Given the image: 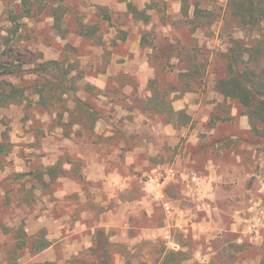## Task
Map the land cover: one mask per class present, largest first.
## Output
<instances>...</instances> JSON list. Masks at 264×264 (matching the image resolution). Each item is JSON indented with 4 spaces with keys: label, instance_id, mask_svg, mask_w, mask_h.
I'll use <instances>...</instances> for the list:
<instances>
[{
    "label": "rangeland",
    "instance_id": "rangeland-1",
    "mask_svg": "<svg viewBox=\"0 0 264 264\" xmlns=\"http://www.w3.org/2000/svg\"><path fill=\"white\" fill-rule=\"evenodd\" d=\"M28 2L33 15L20 20L12 36L7 11H19L21 0H0V64L23 62V70H32L44 61H62V73L71 70L66 83L79 75L81 89L61 97V90L53 88L47 93L52 98L48 107L38 105V97L31 95L20 105L0 109V136L5 132L12 144L11 152L0 158V226L11 228L2 236L0 228V264H11L5 252L20 227L30 236L42 233L51 246L35 255L16 251L15 264H103L107 254L109 264H264V228L257 240L246 238L242 244L228 231L232 216L247 208L253 197H241L239 203H212L208 197L196 201L200 196L191 173L175 169L180 163L183 169L194 166L201 173L204 158L192 157L198 146L188 142L191 135L204 137L212 130L218 135L242 133L239 118L247 120L245 140L257 151L254 158L253 151L242 154L244 170L258 173L259 164L264 165V137L252 131L244 108L213 91L212 73L223 70L222 57L231 39L252 45L258 33L228 24V0ZM128 4L146 10L149 22L134 20ZM184 4L189 6L187 18L181 15ZM195 6L214 12L217 19L191 32ZM54 11H65L62 31L53 26ZM142 37L149 46H141ZM190 57L205 64L206 76L196 90L180 93L175 90L181 84L177 75ZM161 68L157 88L166 92L172 110L186 117L161 115L148 105V83ZM53 74L61 72L50 68L48 75ZM21 80L0 77V83L16 86L23 84ZM85 86H93L90 93ZM76 96L99 114L92 130L79 131L77 125L68 130L59 122L71 118L68 112L59 117L64 106L76 115ZM179 104L183 109L178 111L174 106ZM212 158L220 166L227 161L226 155ZM56 165L65 176L53 181L44 174L38 177ZM20 173L32 174L18 184ZM248 180L257 185L255 177L243 178V184ZM29 190L34 196L31 207L23 197ZM241 193L243 188L236 192ZM166 202L172 205L169 211ZM205 203H210V213L203 209ZM214 225L227 231L208 238ZM100 229L110 241L106 248L98 240L102 237H96ZM193 231L198 238L192 237ZM166 232L171 243L185 251L171 256Z\"/></svg>",
    "mask_w": 264,
    "mask_h": 264
},
{
    "label": "trees",
    "instance_id": "trees-1",
    "mask_svg": "<svg viewBox=\"0 0 264 264\" xmlns=\"http://www.w3.org/2000/svg\"><path fill=\"white\" fill-rule=\"evenodd\" d=\"M29 4L28 0H21L19 11L18 9L7 11L6 20L9 23L8 33L10 35L15 36L17 34L20 20L32 17L33 13ZM128 9L134 20L143 22L144 24L149 22L150 16L146 13V10H140L132 4H128ZM188 9L189 6L185 4L181 8V15L185 18L189 15ZM64 13L65 11L60 14L54 11L52 14L53 26L57 31H62L61 26ZM192 17L190 21H194V26L191 32L211 26L217 19V16H214V12L202 10L196 6ZM226 20H228V24L235 23V27L239 30L247 32L255 31L258 33V36L252 45H247L242 39H231V45L222 57L224 61L223 70L219 72V70L214 69L212 72L214 74L213 91L224 99L231 100L244 108L246 111L244 115H247L252 131L264 137V0H228V18L226 17ZM80 35L83 36L82 33ZM10 39L9 37L6 38V45H8ZM140 44L142 47L149 46L147 41H145V37L141 38ZM156 47L157 45L154 44L152 49ZM172 51L173 48L170 49V52ZM166 57L167 60L165 62L168 64V59L171 55H167ZM191 58L184 60L187 64L183 69L184 72L177 75V81L181 84L175 90L180 93L196 90L195 87L204 82V77L206 76L205 64L202 62L197 64L198 62L193 61ZM61 63L62 61L55 60L44 61L32 70H23L22 66L25 64L23 62H18L16 65H13V62L0 64V75L5 77V79L18 78L19 80H23V78H28L23 80V84L25 85L22 84L20 86L7 81L0 83V109L10 107L11 105H20L31 95L38 97V105L44 107L51 106L48 100L52 98L47 96V93L53 90V88L61 90V97L67 94L73 96L75 92H79L81 88L78 86V81L82 79L81 76L69 78L68 85L66 79H68L67 77L71 70L67 69L66 72L62 73L63 68L61 67ZM50 68L57 69L61 74L49 76ZM163 71L164 69L162 68L161 70L158 69L155 78L149 81L148 87L152 91V94L147 99V103L148 105H154L153 108L155 109L156 107V111L161 115H165L166 113L173 115L177 113L178 118L179 116L186 117L183 111L174 112L171 108L170 100L166 98V92L159 91L157 88L159 74ZM81 73L79 72L78 74ZM34 77L35 79L32 80ZM36 79H43V81L41 82V80L38 81ZM85 87L84 89L86 92L89 91L88 93L93 89V86ZM59 100L61 101V99ZM74 101L76 108H79L75 116H73L72 111L66 106L58 113L59 117H62L64 112L70 113L71 118L67 122L59 120L62 128L70 130L74 125H77L79 131L82 129L92 130L97 122V118H100L98 112L90 105V102L83 101L78 96L74 98ZM11 150L12 144L8 141L6 133L3 132L0 136V158L7 156ZM41 173L38 174L39 178H42L44 174L51 181L59 176H65V171L59 165L48 166ZM31 174H16L18 184L22 179L30 177ZM23 197L29 207H31L34 199L33 190H29L28 194H24ZM7 202L8 198H6L5 203L7 204ZM0 228L2 229L1 236L3 233L7 234L11 232L10 227L0 226ZM17 235L15 236L18 239L15 237V243H12L11 248L5 252L8 255V259H11V264H15L19 258L16 251L18 253L27 252L35 255L51 246V242L42 233L30 236L20 227ZM96 237H102V240L99 238L98 240L100 243L102 242L104 248L110 245L109 238L103 230L96 231ZM176 254H181V252L170 251L171 256H175ZM107 255L108 258L103 264H109L111 261L109 254Z\"/></svg>",
    "mask_w": 264,
    "mask_h": 264
},
{
    "label": "crops",
    "instance_id": "crops-1",
    "mask_svg": "<svg viewBox=\"0 0 264 264\" xmlns=\"http://www.w3.org/2000/svg\"><path fill=\"white\" fill-rule=\"evenodd\" d=\"M174 107L178 111L183 109L182 104L176 105ZM237 125V128L244 132H240L238 134L226 133L223 135H218L212 130L204 137H200V135L197 133L191 135L188 142L192 146H198L196 152L191 154L192 157H201L200 159L204 158L201 173L198 172L194 166L189 167L188 169H183L182 166H180V163L175 164V169L178 173H191V180L196 181V183H194L196 190L198 191L196 195L200 196L196 201H199L201 197H208L212 203H215V201L220 199L224 200L226 203H239L241 197H244L245 199L247 195L253 197L252 200L249 201L250 204L247 208H244L242 211L237 212L232 216V223L229 225L228 231L234 236L236 243L242 244L245 243L246 238L249 240H257L261 229L264 228V165L262 163L259 164L260 166L258 167V173L256 171L247 173L244 170V164L242 163L241 157L243 156L242 154L245 152L251 153L253 151L254 153L252 155L254 158L257 156V151L251 148V146L247 143V140H245V131L249 129L247 120L244 118H239ZM201 143L208 147L204 148ZM219 154L222 156H227V161H224V164L221 166L214 158H212L216 155L219 156ZM259 160L261 159L259 158ZM246 177L247 179L248 177L249 179L250 177H255L254 182L257 185L254 184L251 186L249 180L248 182H245L246 184L244 185L243 178ZM240 188H243V193H241V195H237L236 192L240 191ZM193 195H195V193ZM209 204L210 203H205L206 207H203V209H205L208 213L211 211ZM164 206L166 207L167 211H169V209L172 207V205L167 202L164 204ZM214 211L217 212V209ZM258 217L262 218V221L257 226V228L253 230L252 224ZM210 228L213 229L214 232L210 233V235L207 236L208 238H211L212 235L214 236L218 230L224 232L227 231L226 228L221 227L220 225H214ZM194 231L192 232V237L198 238L199 235H196ZM164 239L166 240V245H172L171 249L173 250L171 251H185L182 245L176 242L171 243V237L167 232L164 235Z\"/></svg>",
    "mask_w": 264,
    "mask_h": 264
},
{
    "label": "built area",
    "instance_id": "built-area-1",
    "mask_svg": "<svg viewBox=\"0 0 264 264\" xmlns=\"http://www.w3.org/2000/svg\"><path fill=\"white\" fill-rule=\"evenodd\" d=\"M261 221H262V218L260 217L256 218L255 222L252 224V229L253 230L256 229L257 226L261 223Z\"/></svg>",
    "mask_w": 264,
    "mask_h": 264
}]
</instances>
